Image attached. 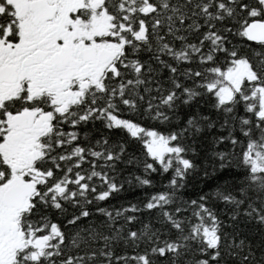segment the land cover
<instances>
[{"label":"snow or ice","instance_id":"snow-or-ice-1","mask_svg":"<svg viewBox=\"0 0 264 264\" xmlns=\"http://www.w3.org/2000/svg\"><path fill=\"white\" fill-rule=\"evenodd\" d=\"M0 264H264V0H0Z\"/></svg>","mask_w":264,"mask_h":264}]
</instances>
